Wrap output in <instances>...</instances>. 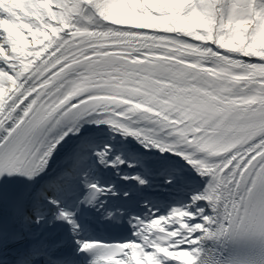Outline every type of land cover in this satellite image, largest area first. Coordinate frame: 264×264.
Returning a JSON list of instances; mask_svg holds the SVG:
<instances>
[{
  "label": "snow or ice",
  "instance_id": "6c2138e0",
  "mask_svg": "<svg viewBox=\"0 0 264 264\" xmlns=\"http://www.w3.org/2000/svg\"><path fill=\"white\" fill-rule=\"evenodd\" d=\"M0 264H264V0H0Z\"/></svg>",
  "mask_w": 264,
  "mask_h": 264
}]
</instances>
